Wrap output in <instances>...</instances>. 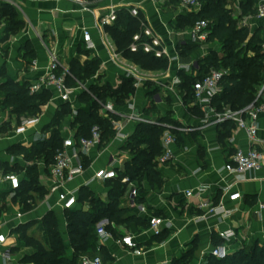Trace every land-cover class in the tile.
Returning a JSON list of instances; mask_svg holds the SVG:
<instances>
[{
  "label": "crops",
  "instance_id": "1",
  "mask_svg": "<svg viewBox=\"0 0 264 264\" xmlns=\"http://www.w3.org/2000/svg\"><path fill=\"white\" fill-rule=\"evenodd\" d=\"M111 4L117 5L118 11L139 8L140 19H136L139 23L145 21L160 39L161 46L157 48L166 50L162 57L150 53L163 61L154 64L135 61L130 56L133 41L128 48L119 49L115 38L126 35L127 18H135L129 11L127 20L113 28V34L106 31V26H98V16L107 13ZM4 5H10L16 15L10 16ZM183 7L179 0H105L93 6L94 11H88L69 0H0V233L9 235L11 253L10 259H4V247L0 245V264H37L30 260L32 254L27 251L16 252L21 227H35L42 239L47 240L43 219L49 213L55 214L67 255L73 258L67 214L76 210L87 212L93 206L80 201L75 210H62L57 195L48 193L51 163L46 156L39 154L28 159L12 149L19 146L43 148L55 129L60 132L62 148L65 138L76 137L73 123L79 111L91 108L94 101L99 103L98 113L112 122V133L106 134L107 139L83 155L85 171L68 188L78 190L79 195L81 189L86 188L104 205L112 202V195H118L119 207L127 211V217L133 218L128 223L118 224L105 216L97 223V235L98 225H104L112 235L104 243L100 242L99 235L97 238L98 246L101 243L106 251L100 255L103 262L107 260L104 264H175L188 254L189 263L201 264L209 262L213 246L224 242L231 253L251 242L264 243V162L259 169L241 178L226 171L225 165L236 150L250 149L252 142L247 132L232 120L218 124L206 122L207 117L196 104L195 96L187 99V79H197L203 74L201 62L203 64L213 53L224 55L218 40L204 43L191 40L194 12L187 7L186 12ZM259 20L264 36V19ZM16 22L22 23L18 30H15ZM139 27L143 32L141 24ZM83 29L90 31L94 47L87 48ZM107 39L115 44V52L125 63L146 75L145 80L138 83L135 77L129 76L128 68L115 59L114 51L108 48ZM147 39L151 42V38ZM194 44H198V48L187 52ZM50 52L58 55L61 71L71 72L73 63L79 62L83 68L89 66V73H82V79L67 78L68 85L74 88L70 102L61 101L53 88L39 92L46 97L39 116L16 125L13 123L16 114L4 101L3 85L11 79L31 86L48 73ZM33 60L37 61L35 67ZM126 80L133 82L134 91L123 104H117L112 97L97 100L91 93L93 87L118 89ZM87 94L91 96L89 100L84 99ZM107 104L114 106L113 112H105ZM64 105H68L70 112L56 121ZM228 108L230 106L224 107L223 111ZM147 121L168 124L176 132L179 138L173 145L174 159L161 163L159 157L156 158L159 179L151 180L147 174H142L140 179L124 183L123 178L129 177L125 174L126 167L133 164L136 157L129 140L140 124L149 123ZM258 125L256 146L264 153V112L259 115ZM160 145L162 148V137ZM102 168L115 169L118 177L96 179V171ZM10 172L19 175L22 181L16 195H12L10 183L2 178L3 173ZM134 188L138 190L136 196L132 194ZM188 191L192 192L190 196L186 194ZM237 192L241 197L233 198ZM204 202L208 208L201 207ZM219 205H224L226 211L209 213V208ZM18 213L22 216L18 217ZM153 217H162L168 222L160 235L150 230ZM219 231H234L236 237L223 241ZM126 235L134 237L140 253L119 243ZM84 255L97 256L98 253H83L79 264ZM25 260L29 263H24Z\"/></svg>",
  "mask_w": 264,
  "mask_h": 264
},
{
  "label": "trees",
  "instance_id": "2",
  "mask_svg": "<svg viewBox=\"0 0 264 264\" xmlns=\"http://www.w3.org/2000/svg\"><path fill=\"white\" fill-rule=\"evenodd\" d=\"M225 1L218 0V2L211 1L206 3L200 12L192 14V23L194 24L201 18L210 22L211 32L207 41H224L228 40L229 36H232L244 42L247 40L248 30L246 28L239 29L235 27L234 21L223 7ZM245 2L248 3L249 0ZM4 7L8 10L10 16L16 15L10 5H4ZM127 12L125 9L118 11V17L114 26L107 25L105 27L107 32L113 34V28L120 22H125L128 19L127 34L121 35L120 38H115L119 49L128 48L130 43L134 41V35L141 32L139 21L136 18H127V15H129ZM16 25L17 28L15 30H18L22 23L16 22ZM140 42H148L147 37L142 35ZM197 48L198 44H194L186 51L193 52ZM131 54L129 55L137 62L142 61L143 63L154 64L163 61L153 53L146 52L142 45L139 46L136 52L131 51ZM203 62V64L201 62L203 74L197 79H187V84H189L187 92L188 100H192L194 97L193 89L195 82L203 78L211 68H216L226 71L220 82L222 91L212 100V106L217 111H223V108L227 106H230L233 110H241L255 102L259 86L262 83V73L264 72V52L259 51L252 56H248L243 55L242 51L238 49L230 51L222 57L213 53L205 58ZM70 73L68 80L71 79V76L82 79V73H89V66L87 65V67L83 68L79 62H74ZM3 90L6 92L5 103L16 115L25 110L32 116H36L41 111V105L46 101V97L42 93L31 94L30 84L27 82L19 83L9 79L3 85ZM133 91V82L126 80L118 89H113L109 86L93 87L91 93L97 100L105 101L106 98L112 97L116 100L117 104H123L127 95ZM90 98L91 96L87 94L84 99L89 100ZM262 100H264V97ZM98 107L99 103L94 101L91 108L79 111L73 123V127L77 130L76 138L89 136L92 127L95 125H99L102 128L103 140L107 139L106 134L112 133V122L98 113ZM62 110L63 112L58 113L56 121L60 120L62 114L70 112L68 105H64ZM166 122L171 124L170 120ZM166 129L167 127L160 124L141 123L136 133L130 138L129 147L136 154L134 163L126 167L125 174L129 176L130 180H138L142 174H147L151 180L159 179V174L156 170V158L162 154L160 139ZM172 131L176 133L174 130ZM61 142L60 132L58 129H55L51 138L43 145V148L38 149L33 147L29 149L19 146L13 148L12 151L16 154H24L28 159L39 154H44L47 162L52 164L58 149L61 148ZM144 144L146 145L145 148L142 147ZM112 198L113 200L109 205H104L91 191H88L86 188L81 189L80 201L90 202L93 209L87 212L76 210L67 214L70 239L74 249V255L71 259L66 253L55 214H47L43 219V226L47 236V240L43 241L46 245L43 242L39 244L34 236L31 237L32 241L27 242V244L35 242L36 253L30 259H33L37 264H78L79 257L83 253L105 254L106 251L103 247L98 251L97 223L105 216H108L110 220L118 224L128 223L133 220L132 217L126 216L127 211L125 209L119 207L118 195H112ZM24 227H21V229ZM189 261L188 254L184 255L181 260H177L175 264H188ZM209 264H264V247H260L259 243H254L250 247L236 250L224 260H218L210 256Z\"/></svg>",
  "mask_w": 264,
  "mask_h": 264
},
{
  "label": "built area",
  "instance_id": "3",
  "mask_svg": "<svg viewBox=\"0 0 264 264\" xmlns=\"http://www.w3.org/2000/svg\"><path fill=\"white\" fill-rule=\"evenodd\" d=\"M82 6L83 9L88 11H94L93 6H98V4L105 0H69ZM112 2L113 0H107ZM182 5L192 10L194 13H198L201 10L200 0H179ZM258 12L257 16L260 19H264V0H258ZM108 12L100 14L98 16L97 24L99 27L104 28L107 25H111L116 22L118 17V6L111 4L107 7ZM128 11L132 16L140 19L139 8L133 7L128 8ZM142 31L135 34L134 41L131 45V50L136 52L139 46L142 45L143 49L150 53L153 52L157 57H162L166 54L165 49H158L161 46L160 39L155 37L154 32L151 28L147 27L145 21L140 20ZM84 31V41L87 48L94 47L92 35L89 30L83 29ZM210 22L206 19H198L191 30V40L197 43H204L208 40L210 34ZM106 36L107 33H104ZM142 35L151 38V42L141 43ZM107 46L109 49L114 51L115 59L119 60L121 63L128 68L129 76L135 77L138 83L146 79L140 70L136 67L125 63L115 52V44L107 39ZM33 67L36 66L37 61L33 60ZM226 73L225 70H220L216 68H211L208 73L204 75L203 78L197 80L194 84V96L196 104L205 113L207 117L206 122L214 123H224L228 120H232L236 123V126L240 129H244L252 145L250 149L244 150L239 148L236 150L229 158V161L225 165V170L234 174L235 176L241 178L247 172L259 169L264 162V153L261 151L256 144L258 143V121L259 115L264 112V82L259 88L257 98L254 103L248 107L241 110L226 109L222 112L217 111L212 106L213 98L221 93L222 86L220 84L223 75ZM71 73L67 70H60V61L58 55L55 52H50L49 54V64L48 73L45 76L40 77L35 83L30 86L31 94H37L46 89H55L58 93L61 101L70 102L71 93L74 88L70 87L67 83V78ZM80 88H84L80 86ZM106 113L114 111V106L112 104H107L104 107ZM149 122V121H147ZM151 123V122H149ZM167 127L162 136V154L159 156V161L161 163H167L174 159L173 145L177 142V136L171 130L168 124H163ZM103 141V131L99 125L92 127L89 136H83L76 138L72 135L64 139L63 147L58 149L54 162L50 165L51 183L48 186V193L50 195H57V203L62 210H75L76 206L80 202L79 191L72 190L68 188V185L73 182L79 175L83 174L85 171V164L83 160V155L95 145L101 144ZM118 173L115 169L102 168L96 171L95 178L98 180H110L116 179ZM3 180L10 183L12 195H16L21 189L22 181L16 173H3ZM124 183H130L129 177H124L122 180ZM138 190L133 189V196L137 195ZM188 196L192 194L191 191L186 193ZM233 198H240L241 194L239 192L232 195ZM206 202L201 203V207L208 208ZM226 211L224 205H219L218 207L209 208V213L219 214ZM22 214L18 213V217ZM163 226H168V222L162 217H153L150 219V230L155 235H160L163 230ZM98 235L101 243H104L107 239L112 237L111 233L107 231L104 225H98ZM220 237L223 241H229L236 237L234 231H219ZM10 241L9 235L5 233H0V245L4 247L2 250V256L4 259H10ZM101 243L98 246V251H100ZM120 244L125 245L128 249L133 250L135 253H140L139 245L132 235L124 236L120 241ZM231 251L227 243H222L213 246L210 251V256L218 259L224 260L231 255ZM80 264H104L103 259L100 255L88 256L84 255L80 259ZM191 264V263H189ZM201 264H208V262H203Z\"/></svg>",
  "mask_w": 264,
  "mask_h": 264
},
{
  "label": "rangeland",
  "instance_id": "4",
  "mask_svg": "<svg viewBox=\"0 0 264 264\" xmlns=\"http://www.w3.org/2000/svg\"><path fill=\"white\" fill-rule=\"evenodd\" d=\"M200 1L202 5L201 10L206 3H209L211 1L218 2V0H200ZM245 1L247 0H226L223 4V7L225 8L226 12L230 16V18L234 21L235 27L239 29L246 28L248 30L247 40H245L244 42H241L238 38L232 36H229V38H227L228 40L220 41L223 55H226L228 52L236 51L238 49L242 51L243 55H248V56H252L254 55V53L259 51L264 52V36L261 31L262 28L259 27L260 20L257 16L259 1L249 0L248 3H246ZM183 9H185L186 12L188 11L186 7H183ZM37 116H39V114L36 115V117ZM14 117L15 119L13 123H16V125H23L26 123V121L30 120V118L31 120L35 119V116H32L25 110H23L19 115L16 116L14 115ZM33 236L35 240L38 241L39 244L43 242V244L46 245L42 239V236L39 234L38 230L35 227L28 228V226H26L20 232V237H19L20 246H18V250L16 252L19 253L21 251L24 252L27 251L33 256L36 253V247L34 245L35 242H32L29 245L27 244V242L32 241L31 237ZM253 243L254 242H251V244L247 247L252 246ZM259 245L260 247H264V243H259ZM30 260L34 261L33 259ZM106 261L107 260H105L104 262ZM24 263H29V260H25Z\"/></svg>",
  "mask_w": 264,
  "mask_h": 264
}]
</instances>
